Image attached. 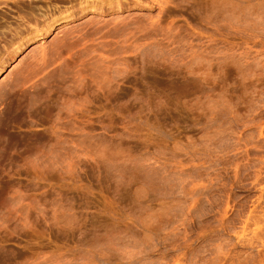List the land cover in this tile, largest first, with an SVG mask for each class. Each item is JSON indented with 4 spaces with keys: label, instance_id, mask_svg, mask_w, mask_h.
<instances>
[{
    "label": "rangeland",
    "instance_id": "obj_1",
    "mask_svg": "<svg viewBox=\"0 0 264 264\" xmlns=\"http://www.w3.org/2000/svg\"><path fill=\"white\" fill-rule=\"evenodd\" d=\"M0 196V264H264V0H0Z\"/></svg>",
    "mask_w": 264,
    "mask_h": 264
},
{
    "label": "bare ground",
    "instance_id": "obj_2",
    "mask_svg": "<svg viewBox=\"0 0 264 264\" xmlns=\"http://www.w3.org/2000/svg\"><path fill=\"white\" fill-rule=\"evenodd\" d=\"M1 197V196H0ZM40 225V224H39ZM43 225V224H42ZM37 240H38V242H40V243H38V245H39V247L38 248H40L41 249V247H43V246H45V245H43V241H44V236H43V234H42V232L39 234V235H37ZM30 243V242H29ZM28 243V244H29ZM36 252V251H35ZM36 254V253H35ZM30 255H34V253H26L25 251L24 252H22L21 253V256L20 257H28V256H30ZM19 256V255H18ZM28 259V258H27Z\"/></svg>",
    "mask_w": 264,
    "mask_h": 264
}]
</instances>
